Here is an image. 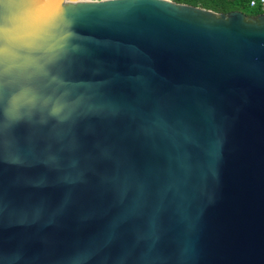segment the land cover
Wrapping results in <instances>:
<instances>
[{
	"label": "water",
	"instance_id": "water-1",
	"mask_svg": "<svg viewBox=\"0 0 264 264\" xmlns=\"http://www.w3.org/2000/svg\"><path fill=\"white\" fill-rule=\"evenodd\" d=\"M66 7L79 103L0 118V264H264V13Z\"/></svg>",
	"mask_w": 264,
	"mask_h": 264
},
{
	"label": "clouds",
	"instance_id": "clouds-1",
	"mask_svg": "<svg viewBox=\"0 0 264 264\" xmlns=\"http://www.w3.org/2000/svg\"><path fill=\"white\" fill-rule=\"evenodd\" d=\"M68 0H0V118L63 122L79 100L55 69L79 49Z\"/></svg>",
	"mask_w": 264,
	"mask_h": 264
},
{
	"label": "trees",
	"instance_id": "trees-1",
	"mask_svg": "<svg viewBox=\"0 0 264 264\" xmlns=\"http://www.w3.org/2000/svg\"><path fill=\"white\" fill-rule=\"evenodd\" d=\"M179 3H187L212 9L217 12L227 13L241 10L247 15H257L262 12L260 6H251V0H174Z\"/></svg>",
	"mask_w": 264,
	"mask_h": 264
},
{
	"label": "built area",
	"instance_id": "built-area-1",
	"mask_svg": "<svg viewBox=\"0 0 264 264\" xmlns=\"http://www.w3.org/2000/svg\"><path fill=\"white\" fill-rule=\"evenodd\" d=\"M171 1V0H169ZM251 6H260V8L262 9V12L264 13V0H251Z\"/></svg>",
	"mask_w": 264,
	"mask_h": 264
},
{
	"label": "bare ground",
	"instance_id": "bare-ground-1",
	"mask_svg": "<svg viewBox=\"0 0 264 264\" xmlns=\"http://www.w3.org/2000/svg\"><path fill=\"white\" fill-rule=\"evenodd\" d=\"M79 1H85V0H79ZM77 2V1H76Z\"/></svg>",
	"mask_w": 264,
	"mask_h": 264
}]
</instances>
